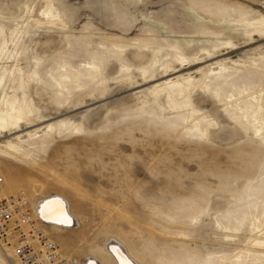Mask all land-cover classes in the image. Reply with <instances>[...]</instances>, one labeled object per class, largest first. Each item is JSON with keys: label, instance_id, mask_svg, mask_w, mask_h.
<instances>
[{"label": "rangeland", "instance_id": "rangeland-1", "mask_svg": "<svg viewBox=\"0 0 264 264\" xmlns=\"http://www.w3.org/2000/svg\"><path fill=\"white\" fill-rule=\"evenodd\" d=\"M208 1L228 11L193 5L213 31L198 35L190 0H54L61 19L53 25L42 21L43 0H0L1 91L19 99L27 92L33 108L23 131L0 133V147L20 143L21 134L28 140L22 153L0 154V198L24 190L35 206L66 196L78 226L47 229L74 263L104 254L109 237L143 264L185 245L200 254L199 264L264 258V244H251L264 240V129L255 137L251 127L256 118L264 127V0ZM119 6L129 8L132 26ZM187 36L193 42L185 46ZM112 40L129 43L130 52L106 57L96 78L85 76L89 51L109 57ZM176 40L184 61L171 47ZM147 41L164 47L143 73L138 67L154 51L134 44ZM65 62L83 73L80 86L68 80L62 88L50 77ZM12 72L31 75L30 85H15ZM36 132L44 145L28 138ZM202 192L198 215L173 218L184 198ZM8 253L0 247L2 258L18 264Z\"/></svg>", "mask_w": 264, "mask_h": 264}, {"label": "bare ground", "instance_id": "bare-ground-1", "mask_svg": "<svg viewBox=\"0 0 264 264\" xmlns=\"http://www.w3.org/2000/svg\"><path fill=\"white\" fill-rule=\"evenodd\" d=\"M34 1V0H33ZM42 1V0H41ZM44 3L42 4V17L45 23L48 24H55L56 20L61 19L59 16V12L56 11V8L54 6V0H43ZM192 3V7L187 9L189 10V15L198 22L197 28L194 31L196 34H206L211 33L213 31H209L206 29V26L201 24L200 22V14L195 12L193 10V5L197 8H200L201 10L206 11L209 14H216L220 16H225L228 11V6L224 4H217L216 10L209 8L210 3L208 0H190ZM185 7V8H186ZM129 8L125 6H119L118 13L120 14L121 21L124 25H133V20L129 13ZM1 11V9H0ZM132 12V11H131ZM199 12V11H198ZM2 13V11H1ZM144 16V15H143ZM147 17V16H146ZM146 19V18H145ZM155 22H159L158 24L162 23L167 28H169L170 32H172L171 27L166 24L165 22L161 21L159 17L151 18ZM150 20V18H149ZM149 31L150 29H146ZM184 33V32H183ZM1 35V34H0ZM193 39L184 38V45L186 46L189 43H192ZM86 47L89 45L87 43H84ZM137 48H142L145 51H149L150 49L154 51L152 53V57L150 58L149 63L147 65L139 66L141 70H143V73L149 71L150 67H153L155 64V61L158 63L160 60L158 54L160 52L159 49L161 47H164L162 44H156L152 43L150 41H147L143 43V45L134 44ZM130 44L126 43L124 41H117L112 40V48L109 50V57L105 53L97 52V51H89L91 56V64L89 65V73L85 74L89 75L91 79H94L97 77V73L101 69V66L106 64L109 58H117L120 54L123 53H129L130 50ZM107 47V46H106ZM171 47L173 48L175 52V56L181 61H184L187 56L185 52L182 50V46L179 44V42L176 40L174 43L171 44ZM206 47L204 46L202 48V51L206 55ZM158 53V54H157ZM99 55H103L101 57H98ZM213 53L208 51V56H212ZM107 57V61H105V58ZM158 57V58H157ZM206 57L200 55L197 56V60L206 61ZM43 59L39 55L36 56V59ZM122 60V59H121ZM163 67H165V71L170 70L172 68V65L164 61L162 62ZM60 68L62 70H59L57 75L53 73V71H50V77L52 79L56 80V83L62 87V88H68V80L73 81L74 84H77L80 86V81L82 80L81 77H83V73L79 68H76L72 63L65 62L64 64L60 65ZM93 68V69H92ZM21 69H19L20 71ZM102 71V70H101ZM13 73V72H12ZM84 76V77H85ZM7 78V76L0 75V133L2 130H9L11 133H17L20 131H23L25 128L24 126H28L29 123L32 122L31 114L33 111V108L31 107V102L28 101L27 98V92H25V97L23 99H19L15 94H12L11 92H8L4 90L1 91V84L3 82V79ZM31 75L24 76L23 74L18 75L16 73H13V82L14 84H19L21 86V89L27 87L30 85L31 82ZM20 80V81H19ZM79 82V83H77ZM173 82L171 81L169 85H171ZM13 85L10 87L12 90H16V86ZM172 86V85H171ZM18 89V86H17ZM31 121V122H30ZM25 122L24 125H22ZM259 123L258 119H255V124L252 123L251 127H253L254 130V136H261L262 130L264 129L263 125ZM52 128V127H50ZM37 132L35 134L29 133L28 138H34L35 143H38L41 141V143L44 145L46 140L44 141L41 136H37ZM263 137V136H261ZM18 139L20 143H12L9 141V143L6 146L0 147V154H8L11 155L12 153L10 151H13L15 153H22L24 150L23 143H26L28 140L23 138V135H19ZM34 143V144H35ZM5 147V148H4ZM6 148H8L10 151H8ZM206 200L205 193H199V194H193L188 198H184L181 204V207L178 209V213L176 215H173V218L179 217V218H186V217H194L199 214L200 207L202 205L201 201ZM34 210L38 214L39 217H41L46 223H48L49 227L50 225L56 228H64V229H75L78 226V219L76 215L72 212V209L70 207V202L67 199L66 196L62 194H54L49 195L47 197H44L40 199L37 203V205L33 206ZM172 218V215H171ZM264 234V231L261 232V235ZM251 244L253 245H263L264 240H260L259 238L253 237L251 239ZM104 254L99 249L97 250V254L93 252L92 254L88 255L85 260L84 264H143L138 257H136L126 246V243H124L121 239L117 237H109L106 243L104 244ZM183 252L180 251H174L173 247H169L167 250L164 248L157 254L156 258V264H199L198 260L201 257L199 253L195 252L190 248L189 246L185 245L183 247ZM11 252V251H9ZM9 257L12 255L14 258L18 261L17 257L14 254L8 253ZM8 260L2 258L0 256V262L3 264H9L7 262ZM206 264V261L205 263ZM232 264H248L247 260H244L241 257H235L232 259ZM252 264H264V258L256 263Z\"/></svg>", "mask_w": 264, "mask_h": 264}, {"label": "built area", "instance_id": "built-area-1", "mask_svg": "<svg viewBox=\"0 0 264 264\" xmlns=\"http://www.w3.org/2000/svg\"><path fill=\"white\" fill-rule=\"evenodd\" d=\"M4 177L0 176V191ZM22 190L0 198V247L11 251L18 264H76L62 251Z\"/></svg>", "mask_w": 264, "mask_h": 264}]
</instances>
